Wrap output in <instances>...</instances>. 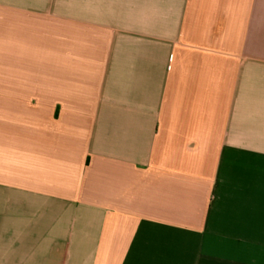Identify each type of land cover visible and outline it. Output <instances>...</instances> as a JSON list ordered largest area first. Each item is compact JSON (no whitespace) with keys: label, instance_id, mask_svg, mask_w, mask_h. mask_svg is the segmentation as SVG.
Listing matches in <instances>:
<instances>
[{"label":"crops","instance_id":"obj_1","mask_svg":"<svg viewBox=\"0 0 264 264\" xmlns=\"http://www.w3.org/2000/svg\"><path fill=\"white\" fill-rule=\"evenodd\" d=\"M0 264H264V0H0Z\"/></svg>","mask_w":264,"mask_h":264}]
</instances>
